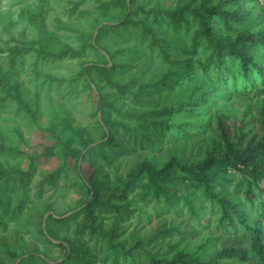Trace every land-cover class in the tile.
<instances>
[{
  "label": "rangeland",
  "instance_id": "rangeland-1",
  "mask_svg": "<svg viewBox=\"0 0 264 264\" xmlns=\"http://www.w3.org/2000/svg\"><path fill=\"white\" fill-rule=\"evenodd\" d=\"M186 1L200 0H0V73L35 113L0 89V264H169L178 253L198 261L172 264H264V251L212 259L251 250L240 218L264 245V177L221 164L205 184L179 165L219 157L223 132L236 149L264 137V41L246 70L235 55L216 60L191 12H163ZM238 4L249 18L206 14L214 33L264 34V0L225 7ZM83 44L79 56L41 52ZM15 45L30 49L9 52ZM90 178L107 201L93 214Z\"/></svg>",
  "mask_w": 264,
  "mask_h": 264
},
{
  "label": "trees",
  "instance_id": "trees-1",
  "mask_svg": "<svg viewBox=\"0 0 264 264\" xmlns=\"http://www.w3.org/2000/svg\"><path fill=\"white\" fill-rule=\"evenodd\" d=\"M208 0H200L198 4L194 1H186L184 3H180L173 10H163V12L170 18L176 19L178 17H182L185 11L191 12L199 24L202 27L203 33L206 35L208 42L212 45V52L215 56L216 60H221L225 53L237 56L241 61V66L244 70L247 69L248 64L255 65L252 59L253 46L257 42L264 41V34H255L253 31H245L239 32L232 37L224 39L222 37H218L212 27L206 22L205 17L206 14H216L224 20H233V21H243L249 18L252 14V9L249 7L238 4L235 7H225L230 2H236L237 0H217L215 3L206 5ZM260 0H256L259 3ZM90 46H94L90 44ZM29 47L15 45L12 47H8V51L12 53H18L20 51H27ZM85 51V44H83L80 49L76 50L68 45H64L62 49L58 51H50V50H41V52L48 57H63L65 55H82ZM106 66H102L104 68ZM259 72L262 76V80L264 82V70L259 66ZM1 69V68H0ZM12 69V68H10ZM83 74L86 77V80H89V73L86 68H82ZM110 83L119 89L120 91H126L128 86L126 84L120 85L118 83L110 81ZM0 89L7 96L9 95L15 100L17 106L22 109L28 116L32 119H35V113L30 109L29 104L23 98L22 92L18 85L13 84L9 81L3 73H0ZM104 104H100L102 107ZM179 108L178 107H162L161 112H175ZM261 121L264 127V100L262 101L261 109H260ZM223 137L225 139L226 147L225 150L219 157H215L213 154H209L204 159H201L197 162L191 164L179 163L180 168L183 170H187L191 173L192 177L196 180L204 182L208 184L212 180V176L210 171L214 168V166L227 164L245 174L249 177L254 178L256 175L264 177V137L255 143L248 144L243 149H236L235 144H233L224 134ZM64 147V155L65 157L72 156L75 157L77 153V149L70 147L67 143L63 142ZM89 144V141L86 145ZM6 146L0 143V153L6 150ZM175 162L176 160H172ZM173 165L172 162L167 165ZM168 168H162L161 171H152L151 175L155 173L158 177L163 175H170V171ZM149 168V167H148ZM6 168L3 162H0V179L5 175ZM89 193L90 198L86 205L87 213L93 214L90 209L92 205L94 206H103L107 205V201H104L100 196V191L97 186V181L94 178H90L89 182ZM225 202V201H224ZM227 203V202H226ZM93 218V217H92ZM240 221L245 225V227L253 232V242L251 245V250H247L245 248H228L222 249L215 253L213 256V260H216L222 256H230V257H242L245 258L249 251L254 252L256 254H262L264 251V245L261 240V231L257 228H252L249 225L245 224V220L240 218ZM187 255L183 253H178L172 257V259L168 262L172 263H194L197 262V259H187L185 257Z\"/></svg>",
  "mask_w": 264,
  "mask_h": 264
}]
</instances>
